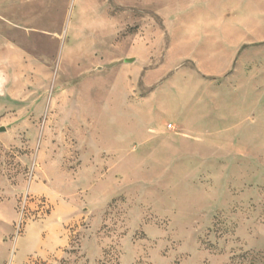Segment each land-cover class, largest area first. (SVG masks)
I'll return each mask as SVG.
<instances>
[{"label":"rangeland","instance_id":"obj_1","mask_svg":"<svg viewBox=\"0 0 264 264\" xmlns=\"http://www.w3.org/2000/svg\"><path fill=\"white\" fill-rule=\"evenodd\" d=\"M0 264H264V0H0Z\"/></svg>","mask_w":264,"mask_h":264},{"label":"water","instance_id":"obj_2","mask_svg":"<svg viewBox=\"0 0 264 264\" xmlns=\"http://www.w3.org/2000/svg\"><path fill=\"white\" fill-rule=\"evenodd\" d=\"M6 130V128L5 127H0V132H4Z\"/></svg>","mask_w":264,"mask_h":264}]
</instances>
